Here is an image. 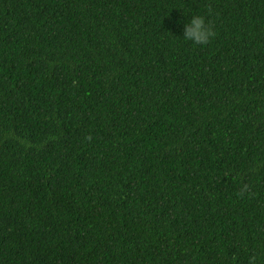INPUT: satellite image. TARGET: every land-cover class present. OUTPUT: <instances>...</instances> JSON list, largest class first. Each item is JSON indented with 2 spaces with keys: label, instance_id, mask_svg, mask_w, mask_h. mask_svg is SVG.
I'll return each instance as SVG.
<instances>
[{
  "label": "trees",
  "instance_id": "trees-1",
  "mask_svg": "<svg viewBox=\"0 0 264 264\" xmlns=\"http://www.w3.org/2000/svg\"><path fill=\"white\" fill-rule=\"evenodd\" d=\"M192 13L206 46L180 38ZM252 254L264 0H0V264Z\"/></svg>",
  "mask_w": 264,
  "mask_h": 264
},
{
  "label": "clouds",
  "instance_id": "clouds-1",
  "mask_svg": "<svg viewBox=\"0 0 264 264\" xmlns=\"http://www.w3.org/2000/svg\"><path fill=\"white\" fill-rule=\"evenodd\" d=\"M211 8L208 9V15L211 14ZM215 26L205 15L192 13L189 19L183 24L182 38L185 42H190L193 46H206L215 37ZM261 256L252 254L247 257V264H259Z\"/></svg>",
  "mask_w": 264,
  "mask_h": 264
}]
</instances>
